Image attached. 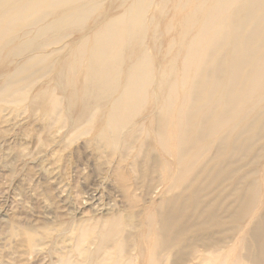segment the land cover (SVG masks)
<instances>
[{
  "label": "bare ground",
  "instance_id": "1",
  "mask_svg": "<svg viewBox=\"0 0 264 264\" xmlns=\"http://www.w3.org/2000/svg\"><path fill=\"white\" fill-rule=\"evenodd\" d=\"M104 1L0 0V63L15 66L1 99L24 101L53 68L68 89L81 77L66 112L79 105L77 121H104L99 135L112 148L136 142L121 132L147 111L159 156L142 174H158L172 196L145 215L136 256L264 264V0H113L112 15ZM145 38L160 52V75ZM118 225L108 236L118 237ZM190 235L207 247L201 258Z\"/></svg>",
  "mask_w": 264,
  "mask_h": 264
},
{
  "label": "rangeland",
  "instance_id": "2",
  "mask_svg": "<svg viewBox=\"0 0 264 264\" xmlns=\"http://www.w3.org/2000/svg\"><path fill=\"white\" fill-rule=\"evenodd\" d=\"M112 1L105 0L100 9L114 14ZM170 38L160 34L161 41ZM144 40L160 75V52L151 53L149 39ZM11 68L0 63V90L15 66ZM57 70L36 77L24 101L0 97V264H145L136 256L133 238L145 215L172 196L158 174L151 182L142 174L159 156L146 132L147 111L121 132V137L132 132L136 142L112 148L99 135L104 121H77L79 105L66 112L65 98L80 87L82 78L75 75L74 88L68 89L55 78ZM43 92L44 100L35 101ZM52 105L61 106L60 114L51 113ZM115 222L118 237L108 236ZM86 231L89 237L82 240ZM123 240L126 252L118 256L116 247ZM187 244L197 248L198 258L204 256L205 244H195L192 235ZM164 261L198 263L186 262L177 253Z\"/></svg>",
  "mask_w": 264,
  "mask_h": 264
}]
</instances>
